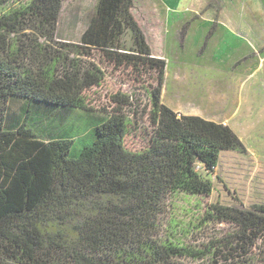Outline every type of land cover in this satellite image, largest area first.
Returning a JSON list of instances; mask_svg holds the SVG:
<instances>
[{
	"label": "trees",
	"instance_id": "16d2710c",
	"mask_svg": "<svg viewBox=\"0 0 264 264\" xmlns=\"http://www.w3.org/2000/svg\"><path fill=\"white\" fill-rule=\"evenodd\" d=\"M8 1L0 0V264L202 259L208 252L160 239V216L173 194L211 195L221 153L246 150L237 135L161 102L166 62L152 56L133 0H97L77 43L56 40L68 0L4 9ZM109 70L129 74L142 98L112 95L92 143L73 157L88 131L62 123L76 110L94 113L86 94ZM131 132L140 148H128ZM204 216L233 226L228 244L242 254L260 242L255 264H264V205L213 204Z\"/></svg>",
	"mask_w": 264,
	"mask_h": 264
},
{
	"label": "rangeland",
	"instance_id": "374dc122",
	"mask_svg": "<svg viewBox=\"0 0 264 264\" xmlns=\"http://www.w3.org/2000/svg\"><path fill=\"white\" fill-rule=\"evenodd\" d=\"M96 1H65L56 40L77 43ZM28 2L9 0L3 8ZM132 13L152 56L166 62L161 102L178 115L225 123L246 148L244 153H221L208 176L210 196L176 193L167 198L159 237L208 252L202 259H185V264H255L260 242L242 254L236 242L228 244L233 226L207 222L204 215L213 204L239 209L264 205V65L259 61L264 52L250 46L254 31L264 29V0H133ZM117 92L142 96L129 74L109 70L101 86L86 94L94 113L76 110L66 116L62 126H73V134L88 131L75 140L71 156L92 143L90 129L100 123L103 110L111 112L110 97ZM19 107L15 103L11 110ZM126 142L130 149L142 144L134 132Z\"/></svg>",
	"mask_w": 264,
	"mask_h": 264
},
{
	"label": "crops",
	"instance_id": "0c3cea01",
	"mask_svg": "<svg viewBox=\"0 0 264 264\" xmlns=\"http://www.w3.org/2000/svg\"><path fill=\"white\" fill-rule=\"evenodd\" d=\"M254 34H255V39H253V41L250 44V46L253 49H261V50H263L262 51V53H263L264 52V29L260 30V28H259V31L258 30L254 31ZM259 59H260L259 61H260L261 65L263 66L264 65V59L262 58V55H260ZM194 116H197V115H194ZM208 120L213 121L211 119H208ZM214 122H216V121H214ZM223 124L226 125L225 123H223Z\"/></svg>",
	"mask_w": 264,
	"mask_h": 264
},
{
	"label": "built area",
	"instance_id": "2783aa9c",
	"mask_svg": "<svg viewBox=\"0 0 264 264\" xmlns=\"http://www.w3.org/2000/svg\"><path fill=\"white\" fill-rule=\"evenodd\" d=\"M199 168H200V167H199V166H197V169H198V170H199Z\"/></svg>",
	"mask_w": 264,
	"mask_h": 264
}]
</instances>
